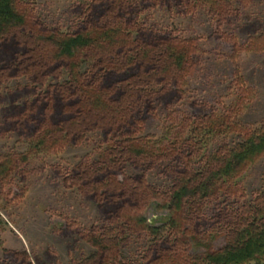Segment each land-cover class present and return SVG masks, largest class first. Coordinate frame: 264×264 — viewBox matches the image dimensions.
<instances>
[{
    "label": "trees",
    "instance_id": "obj_1",
    "mask_svg": "<svg viewBox=\"0 0 264 264\" xmlns=\"http://www.w3.org/2000/svg\"><path fill=\"white\" fill-rule=\"evenodd\" d=\"M210 1L140 0L138 5L133 0H84L74 32L48 37L27 9L19 13L16 0H0V83L26 78L41 87L23 89L20 98L32 100L6 113L2 133L33 140L39 149L35 152L80 146L94 132L102 133L109 145L97 162L79 164L67 178L74 189L98 202L111 224L89 239L96 253L84 264H120L119 246L128 234L139 232L151 239L145 264H157L168 242L169 252L185 253L178 222L169 219L160 227L145 228L137 220V209L162 200L181 221L196 225L207 221V205L224 198L235 201L218 217L217 231L224 233L227 245L188 264H264V192L249 202L229 185L242 167L264 155V123L258 130L238 123L241 100L213 109L189 127L192 139L175 141L161 152L137 140L144 123L154 118L157 103L171 96L178 102L184 98V83L197 52L195 41L149 31L142 15L158 7L187 15L212 4L209 14L220 26L235 18L238 0ZM87 63L89 70L80 73ZM63 71L69 80L59 84ZM50 78L56 84L47 85ZM228 134L242 138L240 144L221 146L211 156L204 151L208 142ZM202 135L215 140L199 138ZM163 162L178 164L171 172L174 183L169 192L148 186L144 175L118 181L127 165L150 171ZM28 164L21 154L0 155V185L12 177L25 178ZM20 258L23 264L30 262L26 256Z\"/></svg>",
    "mask_w": 264,
    "mask_h": 264
},
{
    "label": "rangeland",
    "instance_id": "obj_2",
    "mask_svg": "<svg viewBox=\"0 0 264 264\" xmlns=\"http://www.w3.org/2000/svg\"><path fill=\"white\" fill-rule=\"evenodd\" d=\"M134 1L141 4L140 0ZM15 3L19 13L20 9H27L29 18L37 19L50 37L74 32L79 23L77 9L84 0H16ZM234 4L235 18L226 19L222 26L209 14L212 4L187 15L167 8L149 9L142 15L141 20L149 31L172 32L195 41L197 49L191 61L194 68L184 83V98L178 102L171 96L155 105L154 118L144 123L137 138L144 146L161 152L175 141H188L192 139L191 125L209 116L213 109L231 107L240 100L244 106L237 114L238 123L249 130H258L263 125L264 0H238ZM89 67V63L85 64L81 71L84 73ZM68 79V72L63 71L57 83ZM50 84H56L53 78L47 83ZM26 87H34L26 78L0 83V155L21 154L29 160L25 178L12 177L0 185V264H23L22 255L28 258V264H84L96 253L90 242L92 235L111 224L98 202L74 189L67 178L79 164L97 162L109 145L102 133L95 132L88 134L79 147L64 145L54 152H35L34 149H39L33 140L16 133H2L6 129V113L31 102L32 98H20ZM199 138L215 140L211 135ZM241 140L234 134L216 137V142H208L204 151L211 156L221 146L233 147ZM177 165L163 162L150 171L127 165L118 181L144 175L148 186L169 192L174 183L171 172ZM230 183L231 189L244 193L249 202L258 193L263 194L264 155L242 167ZM234 202L224 198L219 203H210L205 214L207 221L196 225L181 221L179 213L168 210L162 200L153 201L146 208L138 207L136 217L145 228L160 227L169 219L178 222L179 238L187 250L171 253L168 244L172 242H168L157 264H188L197 257L207 256L210 250L220 252L227 245L224 233L217 231L218 217L230 210ZM150 244L145 232L128 234L125 244L119 246L120 264H145Z\"/></svg>",
    "mask_w": 264,
    "mask_h": 264
},
{
    "label": "flooded vegetation",
    "instance_id": "obj_3",
    "mask_svg": "<svg viewBox=\"0 0 264 264\" xmlns=\"http://www.w3.org/2000/svg\"><path fill=\"white\" fill-rule=\"evenodd\" d=\"M158 8H164V7H158ZM158 8H154V9H158ZM167 10L168 11H171V10H169L168 8H167ZM173 11V10H172ZM198 12V11H197ZM196 12V13H197ZM142 23L144 24V22L142 21ZM145 25V24H144ZM145 27H146V25H145ZM147 28V27H146ZM156 33H158V34H162V33H159V32H156ZM171 34H172V32H170ZM172 35H174V34H172ZM181 38V37H180ZM184 40H187V39H184ZM188 41V40H187ZM88 64V63H87ZM83 66H85V64L83 65ZM90 66V65H89ZM67 72V71H66ZM80 73H83L82 71H81V69H80ZM85 73V72H84ZM69 80V79H68ZM67 80V81H68ZM95 133V132H94ZM74 147H79V146H74Z\"/></svg>",
    "mask_w": 264,
    "mask_h": 264
}]
</instances>
